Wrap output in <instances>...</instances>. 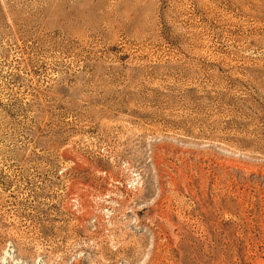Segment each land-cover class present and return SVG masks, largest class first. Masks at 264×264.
I'll use <instances>...</instances> for the list:
<instances>
[{
	"label": "rangeland",
	"instance_id": "1",
	"mask_svg": "<svg viewBox=\"0 0 264 264\" xmlns=\"http://www.w3.org/2000/svg\"><path fill=\"white\" fill-rule=\"evenodd\" d=\"M0 264H264V0H0Z\"/></svg>",
	"mask_w": 264,
	"mask_h": 264
}]
</instances>
